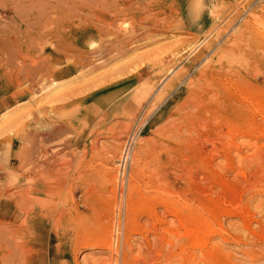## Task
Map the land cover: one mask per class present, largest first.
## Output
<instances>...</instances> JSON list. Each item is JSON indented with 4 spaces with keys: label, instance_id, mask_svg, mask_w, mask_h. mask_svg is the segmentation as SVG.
Returning a JSON list of instances; mask_svg holds the SVG:
<instances>
[{
    "label": "rangeland",
    "instance_id": "374dc122",
    "mask_svg": "<svg viewBox=\"0 0 264 264\" xmlns=\"http://www.w3.org/2000/svg\"><path fill=\"white\" fill-rule=\"evenodd\" d=\"M0 42L3 45H0V87L3 89L0 91V101L8 95L11 99V102L0 109V193L3 194H0V200L2 203L7 202L14 192L26 187L25 180L20 182L19 188L15 187L16 189L7 184V180L15 175L11 172L23 171L24 175L28 176L29 168L33 164H38V167H34L35 171L39 170L38 174L44 173V169L48 166L51 168H49L50 171L45 169L48 171H46L48 178L53 175L57 177L61 175L63 178L65 176L64 179L61 177V180H64V185L68 184V186L63 185L66 187L65 190L62 186L52 195L59 202L58 207H61L55 214L60 215L64 212L63 215L66 216L69 213V216H64L62 223L57 222V216L54 221L52 220L53 231L59 230L58 233L62 234V237L57 239L54 234L46 232L48 236L42 240L43 243L40 241L38 245L33 244L37 251L30 258L31 262L35 264H94L96 260L95 264H108L110 258L112 264L118 258V264H120L121 251H124L131 264H165L168 261L173 264L175 262V264L179 262V264H189L192 260H194L192 263H195L201 252L191 247L189 243L194 241V236L198 235L197 232L204 230L208 223L214 229L220 226L226 231L214 235L210 240L211 244L220 245L224 258L231 255L233 264L262 263L264 255V249H262L264 247V193H262L264 191L262 187L264 185V129L262 128L264 125H261L264 124V0H0ZM18 52H21L19 57ZM24 53L26 57L22 59ZM26 68L28 74L23 72ZM114 69L115 71H112ZM202 69L211 71L214 80L220 82L218 89L215 90L216 96L220 99L217 111L213 113L215 115H212V118L206 119L211 122L203 129L201 136L197 137L196 133L192 136L185 134L182 141L173 139L169 143L165 138L166 130L176 118L175 104L179 100L181 102L186 95L185 89L189 81H193L194 85L205 80V78L199 80L198 73ZM19 70L23 72L22 84ZM34 71L41 73V76L34 74ZM34 75L36 78L33 77ZM54 80H64L62 87L57 91L40 89ZM172 84L175 88L166 96L165 88H169ZM13 91L22 93L21 95L16 93V97L20 96V101L17 99L14 102ZM247 106L250 107L249 110ZM24 112H26L25 115L28 114L27 118ZM15 113L21 118H26L25 120L22 118L18 125L20 127V124L25 123L23 132L26 143H23L24 134L19 137L22 140H12V133L15 130L13 127ZM160 113L163 114L158 117ZM62 122H68L70 129L66 128L63 131L59 129V133L52 136L58 126L64 125ZM53 125L54 127L51 128ZM243 133L248 136L245 137ZM251 133L253 135L250 137ZM259 133L262 136H258ZM228 141L229 144H227ZM238 141L241 145L237 143ZM126 149H129V154ZM25 151L28 159L19 169V158L16 156L25 154ZM211 151H216V156ZM208 155L213 157L212 160H208ZM126 156L124 166L122 162ZM131 158L132 160H129ZM257 160L259 162L256 163ZM59 163H66L63 164L64 166L61 164L62 170ZM41 164L43 166H40ZM121 165L124 166L123 169ZM99 168L100 171H97ZM240 171H243L245 176L240 175ZM49 172L52 173L49 174ZM69 178H71L70 181ZM113 178H117L116 183L113 182ZM90 180L93 183L95 181V185ZM162 181L164 183H160ZM254 181L255 183L252 184ZM121 182L122 191L121 185H118ZM135 184L137 187H133ZM155 185L158 188L154 187ZM164 186H167V189ZM254 188L258 189L257 192L253 191ZM66 189H69L68 194L65 192ZM127 190L132 191L130 194L136 203L132 213L136 212L134 218L138 221H135L130 228L127 242L123 243V236L120 234L119 242L121 243L117 242L115 247L117 237L115 222L118 217L120 226H123L124 214H126L123 210V202H125L124 194ZM86 191L89 193L84 194ZM70 192L75 196L72 197ZM166 197L169 199L171 197L170 200L173 201H168ZM145 199L147 203H144ZM156 200L161 202V205L156 207L159 217L162 218L164 210L169 208L170 212L178 211L176 217L166 214L167 219L173 220V226H175L173 232H177L174 233L176 236H173V233L165 235L167 240L160 241L161 227L157 226L158 230L153 232L148 222L149 218H146V208L153 202L157 203ZM92 201L95 207L97 204L99 208H95ZM164 201L169 203L168 208L164 207ZM200 202L203 207L199 205ZM85 203L93 208L83 207L85 205L82 206V204ZM75 204L78 205L76 211L72 210ZM223 207L225 210L227 208V210H233L234 214L230 210L227 214V210L224 211ZM3 208L9 209L10 203L4 204ZM105 208H108L109 214ZM94 209L99 210L96 212ZM193 212L202 215L200 217L196 213L194 216ZM241 216H243L242 219ZM246 217L251 219L247 218L249 220L247 221ZM175 218L178 219L175 220ZM214 219L215 222L211 221ZM242 223L244 225L246 223L249 227L247 237L245 233L237 230L239 225H243ZM103 225L104 227L109 225V228L104 229ZM137 226L140 229H137ZM121 227L119 232L122 230ZM182 227L189 229L185 230ZM241 227L238 228L239 231ZM49 228L47 226V230ZM30 230L33 234L35 233L33 228ZM108 231L111 232L114 241L112 238L105 239L107 233L109 234ZM135 232L136 234H133ZM93 233L96 235L94 236ZM186 233L189 235L186 236ZM193 233L195 235H192ZM251 234L255 236H250ZM201 235L200 231L198 236ZM249 236L253 241H250ZM147 239L151 243V252H148L146 247ZM108 242L112 243L114 250L104 248L110 244ZM248 242H252L251 245ZM76 243L82 247L78 244L76 246ZM181 244H183V250L185 247L184 251L181 250ZM129 246L133 249L131 250ZM192 248L197 255H194ZM137 251H142L148 261L136 259ZM170 251L174 252V255ZM164 253L167 255L164 256ZM162 256L165 257V262L162 261ZM191 257L192 260L189 262Z\"/></svg>",
    "mask_w": 264,
    "mask_h": 264
},
{
    "label": "bare ground",
    "instance_id": "6f19581e",
    "mask_svg": "<svg viewBox=\"0 0 264 264\" xmlns=\"http://www.w3.org/2000/svg\"><path fill=\"white\" fill-rule=\"evenodd\" d=\"M15 43H17V42H15ZM5 44V43H4ZM0 45H1V42H0ZM1 46H3V45H1ZM0 46V47H1ZM16 48V47H15ZM20 48V47H19ZM16 50H17V48H16ZM21 54V52H18L17 53V56L19 57V55ZM23 54V53H22ZM57 55V54H56ZM22 56V55H21ZM20 56V57H21ZM25 56V53H24V55L21 57L22 59H23V57ZM26 57V56H25ZM20 58V59H21ZM20 61V60H19ZM72 64V63H71ZM130 64V63H129ZM76 65V64H75ZM138 65V64H137ZM136 65V66H137ZM27 66V65H26ZM25 66V67H26ZM28 66H29V64H28ZM41 65H39V67H40ZM134 65H132V67H133ZM36 67V66H35ZM128 67V66H127ZM135 67V66H134ZM140 67V66H139ZM22 68V67H21ZM118 68H120V67H118ZM118 68H115V69H118ZM136 68V67H135ZM15 69V68H14ZM19 69V68H18ZM72 69V68H71ZM115 69L114 70H112V71H115ZM132 69V68H131ZM137 69H138V67H137ZM16 70H17V67H16ZM31 70V69H30ZM29 70V72H31ZM127 70V69H126ZM136 70V69H135ZM134 70V71H135ZM140 70V69H139ZM19 71H21V70H19ZM27 71V68L26 69H24L23 70V72H26ZM75 71V70H74ZM127 71H129V70H127ZM133 71V72H134ZM208 69H206V70H201V71H199V73H198V76H199V80H202L203 78H205V80H203V82L202 83H199V84H194L193 85V81L191 82V81H189L188 82V84H187V89H185L186 91V95H184V97L182 98V101L180 102V100L175 104V107H177V111H176V118L174 119V121L171 123V126L169 127V128H167L168 130H166L167 132H166V140L170 143V141L171 140H173V139H175V140H178V141H182L183 140V138H184V135L186 134V135H188V136H192L193 135V133H196L197 134V137H199V136H201V133L204 131L203 129L205 128V127H207V124L209 123V122H211V121H207L206 119H208L209 117H211L212 118V115H215V114H213V113H216V111H217V105L219 104V101H220V99H218V97L216 96L217 94H216V92H215V90H216V88L218 89V86L220 85V82L219 81H216V80H214L215 78L213 77V74H212V72L211 71H209ZM17 72V71H16ZM22 71H21V78L20 79H22L23 77H22V73H23ZM40 72V71H39ZM125 72V71H124ZM123 72V73H124ZM27 73V72H26ZM35 73H37V74H40V76H41V73H38V71H34V74ZM110 73H112V72H110ZM122 73V74H123ZM129 73V72H128ZM131 73V72H130ZM261 73V72H260ZM28 74V73H27ZM126 74H127V72H126ZM230 74V73H229ZM18 75H19V73H18ZM14 76V75H13ZM12 76V77H13ZM16 76H17V73H16ZM39 76V77H40ZM119 76V75H118ZM124 76V75H123ZM28 77V75L26 76V78ZM33 77H35V75L33 76ZM33 77H31L32 79H33ZM116 77H117V75H116ZM120 77H122V76H120ZM254 77V76H253ZM14 78H16V77H14ZM31 78H29V79H31ZM36 78V77H35ZM37 78H38V76H37ZM42 78V77H41ZM17 79H19V78H17ZM264 79V78H263ZM65 80H67V79H65ZM182 80V79H181ZM17 81H19V80H17ZM22 81H23V79L21 80V84H22ZM29 81V80H28ZM31 81V80H30ZM33 81V80H32ZM39 81V80H38ZM37 81V82H38ZM40 81H42V80H40ZM63 81L64 80H59V81H57V80H54V81H51L48 85H44V86H42L43 88H40L41 90L43 89V91H45V90H51L52 92H54V91H57L60 87H62V85H63ZM20 82V81H19ZM35 82V81H34ZM91 82V81H90ZM17 83V82H16ZM29 83V82H28ZM31 83V82H30ZM182 83V82H181ZM20 84V83H19ZM25 84H27V83H25ZM221 84H222V82H221ZM17 85V84H16ZM224 85V84H223ZM31 86H33V85H31ZM30 86V87H31ZM25 87V86H24ZM29 87V88H30ZM34 87V86H33ZM41 87V86H40ZM20 88H22V87H20ZM173 88H175V86H173V84L172 85H170L169 86V88H165L167 91L165 92V94H166V96L168 95V94H170L171 92H170V90H172ZM18 89V88H17ZM16 89V90H17ZM154 89V88H153ZM15 90V91H16ZM39 90V88L37 89V91ZM15 91H13V94H12V98L14 99V102H15V100H17V99H19V97H16V93H19V95H21L22 93H20V92H16V93H14ZM37 91H35V92H37ZM174 91H175V89H174ZM39 92V91H38ZM153 92V91H152ZM156 92V91H155ZM170 92V93H169ZM184 93V92H183ZM144 94H145V92H144ZM156 94V93H155ZM154 94V95H155ZM11 95V94H10ZM146 95V94H145ZM57 96V95H56ZM55 96V98L57 99V97ZM60 96H62V95H60ZM54 98V99H55ZM61 97H59V99H60ZM62 98H63V96H62ZM22 99V98H21ZM164 99H166V98H164ZM19 101H20V99H19ZM161 101H163V100H161ZM11 102V101H10ZM12 102H13V100H12ZM18 102V101H17ZM71 102V101H70ZM247 102V101H246ZM58 103V102H57ZM74 103V102H73ZM249 103H250V101H249ZM59 104V103H58ZM240 104H242V103H240ZM245 104V103H244ZM62 105V104H61ZM64 105V104H63ZM76 105V104H75ZM242 106V105H241ZM240 106V107H241ZM250 106V105H249ZM179 107H180V109H179ZM67 108V107H66ZM70 108V107H69ZM247 108H248V110H249V108L250 107H248L247 106ZM138 110V109H137ZM136 110V111H137ZM243 110V109H242ZM242 110H241V113H242ZM244 110H245V108H244ZM61 111V110H60ZM67 111V110H66ZM246 111H247V109H246ZM239 112V111H238ZM237 112V113H238ZM25 113L26 112H24L23 114L25 115ZM135 113V112H134ZM208 113H210V114H208ZM240 113V114H241ZM16 114V113H15ZM19 114H21V113H19ZM22 114V115H23ZM163 114V113H162ZM161 113L158 115V117L160 116L161 117V115H162ZM205 114H207V115H205ZM264 114V113H263ZM23 115V116H24ZM28 114H26L25 115V117L27 116ZM133 115H135V114H133ZM19 116V117H18ZM21 118L20 117V115H17L16 114V116H15V118L13 117V120H15V122L13 121V123H14V125H13V127L15 128V130H14V132L12 133V140H18V139H20L19 137H22L23 136V134H24V132H23V127L25 126L24 124H20V127H18V125H19V123H20V120L22 119V120H25L26 118ZM20 118V119H19ZM156 118H157V116H156ZM261 118H262V116H261ZM35 119V118H34ZM21 120V121H22ZM261 120H263V119H261ZM27 121V120H26ZM25 121V122H26ZM33 120H31V122H32ZM64 121V120H63ZM37 122V121H36ZM263 122H264V120H263ZM12 123V124H13ZM28 123V122H27ZM34 123V122H33ZM68 123V122H67ZM67 123H63L62 122V124H64L63 126H58V128H56L55 130V132H54V134L52 135V136H55V134L56 133H59V129H61L62 131L64 130V129H68L69 127H70V124H67ZM66 125H69V126H66ZM210 125V124H209ZM261 125V124H260ZM264 124H262L261 126H263ZM27 126V125H26ZM64 126H66V127H64ZM12 127V128H13ZM54 127V125L51 127V128H53ZM57 127V126H56ZM62 127V128H61ZM264 127V126H263ZM260 128V127H259ZM70 129V128H69ZM261 129V128H260ZM262 129H264V128H262ZM261 129V130H262ZM12 130V129H11ZM247 130V132H248V129H246ZM261 130H259V131H261ZM236 131V130H235ZM241 131H242V128H241ZM241 131L239 132V134L241 133ZM232 132V131H231ZM244 132V131H243ZM263 132V131H262ZM236 133V132H235ZM254 133V132H253ZM258 133V132H257ZM264 133V132H263ZM244 134V133H243ZM256 134V133H255ZM62 135H63V132H62ZM231 134H229V136H230ZM232 135H233V133H232ZM235 135V134H234ZM238 135V134H237ZM242 135V134H241ZM245 135V134H244ZM247 135V134H246ZM246 135H245V137H246ZM251 135H253L252 133L250 134V137H251ZM261 134L259 133L258 134V136H260ZM228 136V135H227ZM243 136V135H242ZM248 136V135H247ZM262 136V135H261ZM244 137V136H243ZM242 137V138H243ZM226 138V137H225ZM230 138V137H229ZM235 138V140H238V139H236V137H234ZM20 140H22V139H20ZM228 140V139H227ZM231 140V139H230ZM234 139H232V141H233ZM26 137H25V134H24V138H23V143H26ZM208 142V141H207ZM13 143V142H12ZM236 143V142H235ZM237 143H240L239 141L237 142ZM224 144H225V142H224ZM227 144H229V141H228V143ZM226 144V145H227ZM248 144V143H247ZM246 144V145H247ZM237 145V144H236ZM240 145H241V143H240ZM26 146V145H25ZM25 146H24V148H25ZM201 146V145H200ZM222 146V145H221ZM224 146V145H223ZM235 146V145H234ZM216 147V146H215ZM232 147V146H231ZM241 147V146H240ZM225 148H227V147H225ZM234 148V147H233ZM236 149H238V148H236ZM128 150L129 149H126V151H127V154H129L128 153ZM217 150V149H216ZM230 150V149H229ZM231 150H232V148H231ZM221 151V150H220ZM233 151V150H232ZM260 151V150H259ZM259 151L257 152V153H259ZM137 152V151H136ZM211 152H213V155H215L216 156V154H217V152L216 151H211ZM231 152V151H230ZM262 152V151H261ZM233 153V152H232ZM211 153L209 152V155H210ZM223 154V153H222ZM209 155H208V157H209ZM21 156V157H20ZM138 156V155H137ZM136 156V157H137ZM222 156V155H221ZM229 156V155H228ZM230 156H231V154H230ZM233 156V155H232ZM254 157H255V154L253 155ZM259 156V155H258ZM16 157H18L19 158V169H21L25 164V161L28 159V155L26 154V151H25V154L24 153H22L21 155H18V156H16ZM104 157V156H103ZM102 157V158H103ZM139 157V156H138ZM207 157V158H208ZM253 157V158H254ZM260 157V156H259ZM211 158H213V157H209L208 158V160L209 159H211ZM216 158V157H215ZM219 158H222V157H219ZM258 158V157H257ZM261 158V157H260ZM264 158V157H263ZM262 158V159H263ZM134 159H136V158H134ZM217 159V158H216ZM231 159V158H230ZM233 159V158H232ZM255 159H256V157H255ZM262 159H261V161H262ZM55 160V159H54ZM126 160H127V156H126V158H124L123 159V162H122V165H123V163H124V166L126 165L125 164V162H126ZM129 160H132V158L131 159H129ZM212 160V159H211ZM210 160V161H211ZM249 160H250V158H249ZM264 160V159H263ZM58 161V160H57ZM210 161H209V164H210ZM214 161V160H213ZM229 161V160H228ZM245 161V160H244ZM248 161V160H247ZM36 162H38V161H36ZM55 162H56V160H55ZM212 162V161H211ZM251 162H253V163H255V161H251ZM257 162H259V160H257L256 161V163ZM30 163V162H29ZM29 163H27V164H29ZM32 163H34V162H32ZM46 163V162H45ZM44 163V165H46ZM52 163H54L53 161H52ZM173 163V162H172ZM185 163H186V161H185ZM213 163V162H212ZM243 163V162H242ZM241 163V164H242ZM263 163V162H262ZM39 164H40V161H39ZM60 164V163H59ZM62 164V163H61ZM61 164H60V169H61ZM64 164V163H63ZM62 164V165H63ZM66 164V163H65ZM64 164V165H65ZM161 164V163H160ZM182 164H183V162H182ZM240 164V165H241ZM244 164H245V162H244ZM247 164V163H246ZM30 165V164H29ZM28 165V166H29ZM38 164H36V165H31L30 166V168H29V171H28V176H25L24 175V172L22 171V172H17V173H13V172H11V174H15V175H13V176H11V174H10V176L12 177H10L9 179L10 180H7V184H9V185H11V187L13 188H19V184H20V182H23V180H25L26 182H25V184H26V187L24 188V189H21V190H18V191H16V192H12L13 194L8 198V201L7 202H3L2 203V201L0 200V264H35L34 262H31L30 261V258L34 255V254H36L35 252L37 251L36 249H34V246H33V244H39L40 243V241L42 242V240H44V239H46L47 238V236L48 235H46V232H48V234H54V237H56L57 239L59 238H61L62 237V234H59L58 232H59V230H58V232L56 231H53V225H52V220L54 221V218L57 216V219L56 220H58L57 222H60V223H62L61 221L63 220V218H64V216L65 215H63L64 214V212H63V214H58V215H56L57 214V209H61V207H58V204H59V202H57L55 199H54V197L52 196L53 195V193H55L56 191H59L60 189H61V187L65 184H63V181L61 180L63 177L60 175L62 172L64 173V170L61 172V173H58L57 175L59 176V177H57V176H55V175H53L54 176V178H52L53 176H50V178H48L47 176H48V174H47V172L45 171V169H48L49 170V168L50 167H48L47 166V168H42V169H44V173L43 172H41L42 174H38L39 173V170H37V171H35L34 170V167H36ZM63 165V166H64ZM67 165H69V164H67ZM66 165V166H67ZM119 165V164H118ZM117 165V166H118ZM121 165V167H122V169L124 168V166H122ZM185 165V164H184ZM213 165V164H212ZM225 165V164H224ZM231 165V167H233L232 166V164H230ZM229 165V166H230ZM236 165L238 166L239 165V162H238V164L236 163ZM243 165V164H242ZM253 165V164H252ZM259 164H257V166H258ZM40 166H43V164H41ZM58 166V165H57ZM56 166V167H57ZM63 166H62V168H63ZM70 166V165H69ZM75 166V165H74ZM137 166V165H136ZM183 166V165H182ZM211 166V165H210ZM235 166V165H234ZM254 166V165H253ZM264 166V165H263ZM17 167V166H16ZM38 167V166H37ZM45 167V166H44ZM88 167V166H87ZM142 167V166H141ZM184 167H186V166H184ZM198 167V166H197ZM202 168H203V166H201ZM201 167H199L201 170H202V168ZM236 167V166H235ZM243 167V166H242ZM52 168H54V167H52ZM116 168H118V167H116ZM158 168V167H157ZM156 168V169H157ZM227 168H228V166H227ZM260 168H262V167H260ZM24 169H26V168H24ZM36 169V168H35ZM40 169V168H39ZM41 169V170H42ZM51 169V168H50ZM65 169H67V167H65ZM113 169V168H112ZM140 169V168H139ZM184 169V168H183ZM189 169V168H188ZM196 169V168H195ZM194 169V170H195ZM14 170V169H13ZM58 170H59V168H58ZM62 170V169H61ZM60 170V171H61ZM92 170V169H91ZM178 170V169H177ZM182 170V169H181ZM197 170V169H196ZM212 170V169H211ZM231 170V169H230ZM236 170V169H235ZM18 171V170H17ZM50 171V170H49ZM52 172H53V170H51ZM59 171V172H60ZM97 171H100V168H99V170H97ZM138 171V170H137ZM203 171V170H202ZM228 171V170H227ZM37 172V173H36ZM51 172V173H52ZM55 172H56V170H55ZM66 172V171H65ZM93 172H96V171H93ZM103 172V171H102ZM213 172V171H212ZM231 172V171H230ZM241 172V171H240ZM243 172V171H242ZM241 172V174L240 175H242V174H244V173H242ZM50 172H49V174H51ZM57 173V172H56ZM56 173H54V174H56ZM135 173V172H134ZM157 173H160V172H157ZM205 173H207V172H205ZM43 174L45 175V177L43 176ZM71 174V173H70ZM102 174V173H101ZM124 174V173H123ZM126 174V173H125ZM186 174H189V173H187L186 172ZM185 174V175H186ZM218 174V173H217ZM63 175V174H62ZM66 175H67V173H66ZM91 175H92V173H91ZM161 175H163V174H161ZM64 176V175H63ZM93 176H94V174H93ZM124 176V175H123ZM122 176V177H123ZM131 176H134V175H131ZM184 175L182 174V177H183ZM243 176H245V174L243 175ZM57 177V178H56ZM62 177V178H61ZM122 177H120L121 179H122ZM159 177H160V175H159ZM188 177V176H187ZM190 177V176H189ZM254 177V176H253ZM64 178H65V176H64ZM63 178V179H64ZM132 178V177H131ZM185 178V177H184ZM192 178V177H191ZM257 178H258V176H257ZM260 178V177H259ZM70 179L71 178H69V181H70ZM91 179H93V177L91 178ZM114 179V178H113ZM116 179L117 178H115L114 179V183H116L115 181H116ZM118 179H119V176H118ZM67 180H68V178H67ZM158 180V179H157ZM157 180H155V181H157ZM213 180V179H212ZM259 180V179H258ZM8 181H9V183H8ZM91 181V180H90ZM132 181V180H131ZM139 181V180H138ZM137 181V182H138ZM160 181V180H159ZM66 182V181H65ZM92 182V181H91ZM112 182V183H113ZM127 182H128V180H127ZM134 182H136V181H134ZM257 182V181H256ZM260 182H262V181H260ZM259 181H258V183H260ZM93 183V182H92ZM92 183H91V185H92ZM94 183H95V181H94ZM93 183V184H94ZM160 183H164V181H162V182H160ZM253 183H255V181L254 182H252V184ZM263 183V182H262ZM6 184V185H7ZM24 184V183H23ZM70 184V183H69ZM133 184V183H132ZM131 184V185H132ZM137 184V183H136ZM136 184L133 186V187H135L136 186ZM166 184V183H165ZM251 184V183H250ZM257 184V183H256ZM255 184V185H256ZM3 185V184H2ZM21 185H22V183H21ZM66 185L68 186V184L66 183ZM66 185H64V186H66ZM95 185V184H94ZM116 185V184H115ZM118 185H121V191H122V182H121V184H118ZM124 185H126V184H124ZM130 185V184H129ZM128 185V186H129ZM130 185V186H131ZM137 185H139V184H137ZM152 185V184H151ZM156 185H158V184H156ZM154 186V187H157V186ZM262 185V184H261ZM63 186V188H64V190H65V188L66 187H64ZM149 186H150V184H149ZM4 187V186H3ZM8 187V186H7ZM74 187V186H73ZM72 187V188H73ZM86 187V186H85ZM124 187V186H123ZM137 187V186H136ZM165 188L167 187V186H164ZM253 187V186H252ZM256 187V186H255ZM262 187H264V185H262ZM15 188V189H16ZM62 188V189H63ZM115 188H116V186H115ZM114 188V189H115ZM120 188V187H119ZM118 188V189H119ZM125 188V187H124ZM132 188V187H131ZM158 188V187H157ZM260 188V187H259ZM5 189V188H4ZM6 189H8V188H6ZM74 189H75V187H74ZM85 189V188H84ZM136 188H134V190H135ZM160 189V188H159ZM163 189V188H162ZM167 189V188H166ZM249 189V188H248ZM250 189H251V187H250ZM64 190H62V191H64ZM133 190V191H134ZM136 190H138V188L136 189ZM140 190V189H139ZM252 190V189H251ZM250 190V191H251ZM254 190H256L255 188L253 189V191ZM258 190V189H257ZM257 190H256V192H257ZM2 191V190H1ZM4 191V190H3ZM69 189L67 190L66 189V193L68 194L69 192ZM71 191H72V189H71ZM75 191V190H74ZM84 191V190H83ZM159 191V190H158ZM260 191V190H259ZM261 191H262V189H261ZM89 193V191H86V192H84V194L85 193ZM124 192V191H123ZM122 192V193H123ZM130 192L132 193V191H130V190H127V193L126 194H124L125 195V200L124 199H122V200H124L125 202H123L124 204V209L123 210H125L124 212H126V214H124L125 215V217H124V222H123V226L121 227L120 226V218H116L117 219V221L115 222V233L117 234L116 236V241H115V247H117V242H119V235L121 234L122 236H123V243H125V242H127V240H128V235H129V231H131L130 230V228L132 227V225H134V222L135 221H138V220H136L135 218H134V215H135V213L133 214L132 212H134V207H135V204L136 203H134V201L132 200V196H131V194H130ZM160 192V191H159ZM166 192H168V190L166 191ZM7 193V192H6ZM8 193H10V192H8ZM57 193V192H56ZM71 193V192H70ZM74 193V192H73ZM120 193V192H119ZM163 193V192H162ZM205 193V192H204ZM259 193H261V192H259ZM262 193H264V191L262 192ZM0 194H2V193H0ZM62 194V193H61ZM60 194V195H61ZM72 194V193H71ZM83 194V195H84ZM114 194H116V193H114ZM139 194H140V192H139ZM138 194V195H139ZM141 194H144V193H141ZM167 194V193H166ZM169 194V193H168ZM202 193H200V195H201ZM253 194H255V193H253ZM3 195V194H2ZM1 195V196H2ZM57 195V194H56ZM58 195H59V193H58ZM160 195V194H159ZM158 195V196H159ZM262 195V194H261ZM7 196V195H6ZM6 196H4V198L6 197ZM75 195H73L72 194V197H74ZM90 196H92V195H90ZM89 196V197H90ZM93 196H94V193H93ZM115 196V195H114ZM113 196V198H115ZM117 196V195H116ZM118 196H119V194H118ZM122 196H123V194H122ZM121 196V197H122ZM139 196H141V195H139ZM157 196V197H158ZM161 196V195H160ZM164 196V195H163ZM162 196V197H163ZM166 196V195H165ZM172 196V195H171ZM199 196V195H198ZM202 196V195H201ZM204 196V195H203ZM66 197V196H65ZM69 197V196H68ZM72 197H69L70 199L72 198ZM148 197V196H147ZM161 197V198H162ZM178 197V196H177ZM7 198V197H6ZM88 197H86V199H87ZM91 198V197H90ZM120 198V197H119ZM146 198V197H145ZM164 198V197H163ZM167 198V197H166ZM183 198V197H182ZM118 199V198H117ZM147 199H149V198H147ZM160 199V198H159ZM170 199H171V197H170ZM169 198H167V200L168 201H170V202H172L173 200H170ZM200 199V198H199ZM205 200H206V198H204ZM63 200H64V196H63ZM120 200H121V198H120ZM152 199H150V201H151ZM84 201H85V199H84ZM90 201H91V199H90ZM119 201V200H118ZM144 201V203L146 202V199L145 200H143ZM147 201H149V200H147ZM157 201V200H156ZM199 201V200H198ZM201 201H203V200H201ZM213 201H216L215 199H213ZM10 203V208L9 209H6V208H3L4 207V204H6V203ZM67 202V201H66ZM75 202V201H74ZM114 202V201H113ZM120 202V201H119ZM141 202H142V200H141ZM152 202V201H151ZM150 202V203H151ZM178 202V201H177ZM220 202V201H219ZM251 202V201H250ZM94 202L92 201V204H93ZM111 203V202H110ZM110 203H107V204H110ZM147 203V202H146ZM161 202H159V201H157V203L156 202H153L148 208H146V215H147V217L146 218H149L148 220V222L150 223H147L146 221V223L147 224H149L150 226H151V229L153 230V232L154 231H156V230H158V227L157 226H160L161 227V230H162V233H160L161 234V236H159V238H161L160 239V241L161 240H167V238H166V236L165 235H170V234H172L173 233V236H176L175 234L177 233H175V232H173V230H174V227L175 226H173V220L171 221V218L170 219H167L166 218V214H171L172 216H175L176 217V212H178V211H175L174 213L173 212H170L169 211V209L167 210H164L165 212L163 213L164 215H162L163 217L161 218V217H159V213H157V210H156V207L158 206V205H161L160 204ZM164 203V207H166V208H168V206H167V204H169L168 202H163ZM176 203V202H175ZM201 203L202 202H200L199 203V205L201 206ZM206 203L208 204V202H207V200H206ZM105 204V203H104ZM103 204V205H104ZM112 204V203H111ZM110 204V205H111ZM139 204V203H138ZM143 204V203H142ZM183 204V203H182ZM189 204V203H188ZM238 204V203H237ZM60 205H61V203H60ZM65 205V204H64ZM69 205H72V203L70 204L69 203ZM83 205H85V206H83ZM94 205V207H95V204H93ZM115 205H116V203H115ZM120 205V204H119ZM148 205V204H147ZM185 205V204H184ZM82 206L83 207H86V206H88L89 207V205L88 204H82ZM98 205L96 204V207H97ZM170 207H171V205H169ZM172 206H174V204L172 203ZM187 206V205H186ZM193 206V205H192ZM208 206V205H207ZM238 206V205H237ZM87 207V208H88ZM90 207H91V205H90ZM89 207V208H90ZM95 207V208H96ZM104 207V206H103ZM138 207V206H137ZM190 207V206H189ZM201 207H203V206H201ZM201 207H200V209H201ZM214 207V206H213ZM212 207V208H213ZM218 207V205L216 206V208ZM247 207V206H246ZM69 208H72V207H70L69 206ZM78 208V205L77 204H75L74 206H73V208H72V210H74V211H76V209ZM91 208H93V207H91ZM97 208H99V207H97ZM121 209H122V206L120 207ZM162 208V207H161ZM175 208V207H174ZM196 208V207H195ZM195 208H194V210H195ZM209 208H211V207H209ZM220 208V207H219ZM224 208V207H223ZM227 208V207H226ZM111 209V208H110ZM109 209V210H110ZM172 209V208H171ZM189 209H191V208H189ZM198 209V208H197ZM228 209V208H227ZM226 209V210H227ZM68 210V209H67ZM69 210H71V209H69ZM72 210L70 211V212H72ZM94 210H96V209H94ZM99 210V209H98ZM98 210H96V212H98ZM105 210H107V212H108V208L106 209L105 208ZM112 210V209H111ZM136 210V209H135ZM138 210V209H137ZM192 210V209H191ZM212 210V209H211ZM214 210V209H213ZM222 210V209H221ZM224 211H226L225 210V208L223 209ZM223 210H222V212H223ZM230 210V209H229ZM229 210H227L226 211V213L229 211ZM60 211V210H59ZM62 211H66V210H64V209H62ZM172 211V210H171ZM174 211V210H173ZM193 211V210H192ZM195 211H197V210H195ZM230 211H232V213H233V210H230ZM229 211V212H230ZM244 211V210H243ZM119 212V211H118ZM140 213H141V210L139 211ZM159 212V211H158ZM170 212V213H169ZM199 212V211H198ZM205 212V211H204ZM207 212V211H206ZM211 212V211H210ZM220 212V211H219ZM222 212H220V213H222ZM228 212V213H229ZM249 212V211H248ZM56 213V214H55ZM61 213V212H60ZM66 214H67V212H65ZM110 212H108V214H109ZM113 213H115V212H113ZM122 213V212H121ZM139 213V214H140ZM181 213V212H180ZM192 213V212H191ZM197 212H193V214H194V216H195V214H196ZM216 213V212H215ZM225 213V214H226ZM227 213V214H228ZM232 213H230V215L232 214ZM243 213V212H242ZM69 214V213H68ZM66 215V216H69V215ZM112 214V213H111ZM118 214V213H117ZM123 214V213H122ZM133 214V215H132ZM182 214V213H181ZM188 214H189V211H188ZM198 215L197 216H199L200 214L199 213H197ZM222 214H224V213H222ZM226 214V215H227ZM234 214V213H233ZM8 216V217H4V216ZM142 215H143V213H142ZM144 215H145V213H144ZM192 215V214H191ZM191 215H190V219L192 218L191 217ZM202 215V214H201ZM201 215H200V217H201ZM244 215H246V214H244ZM250 215V214H249ZM262 215V214H261ZM65 216V217H66ZM123 216V215H122ZM140 216V215H139ZM138 216V218H141V217H139ZM212 216V215H211ZM214 216V215H213ZM218 216H219V213H218ZM72 217V216H71ZM70 217V218H71ZM108 217V216H107ZM111 217V216H110ZM116 217V216H115ZM120 217V216H119ZM144 217V216H143ZM179 217H181V216H179ZM200 217H199V219H200ZM221 217V216H220ZM251 217V216H250ZM250 217H246V220H247V218H249V219H251ZM113 218V217H112ZM136 218H137V215H136ZM174 218V217H173ZM203 218V217H202ZM210 218V217H209ZM243 218V216H241V219ZM114 219V218H113ZM176 219H178V218H175V220ZM181 219V218H180ZM196 219V218H195ZM220 219V218H219ZM107 220V219H106ZM110 220V219H109ZM217 220H218V217H217ZM256 220V219H255ZM255 220H254V222H255ZM260 220V219H259ZM66 221V220H65ZM113 221V220H112ZM111 221V222H112ZM141 221V220H140ZM180 221V220H179ZM184 221V220H183ZM199 221V220H198ZM211 221H214L215 222V219L214 220H211ZM243 221H244V219H243ZM242 221V222H243ZM247 221H249V220H247ZM252 221H253V219H252ZM256 221H258V220H256ZM56 222V221H55ZM109 222V221H108ZM111 222H110V224H111ZM185 222V221H184ZM209 222V221H208ZM222 222V221H221ZM251 222V221H250ZM260 222H262V221H260ZM81 223V222H80ZM121 223H122V221H121ZM137 223V222H136ZM135 223V224H136ZM139 223V222H138ZM146 223H144V224H146ZM179 223V222H178ZM183 223V222H182ZM187 223V222H186ZM201 223V222H200ZM216 223H217V221H216ZM249 223V222H248ZM258 223V222H257ZM70 224V223H69ZM69 224H68V226H69ZM113 224V223H112ZM183 224H185V223H183ZM204 224V223H203ZM231 224V223H230ZM243 225H239V227L240 226H242L241 228H240V231H239V227L237 228V230H238V232H243V233H245V235L247 234V232L249 231V227H248V225L245 223V225H244V223H242ZM55 225V224H54ZM180 225V224H179ZM186 225V224H185ZM209 224L207 223V225H205L206 227L204 228V230L203 229H201L202 228V226H201V228H199V229H201L200 231L202 232V235L201 236H198L199 234H200V231H199V233L197 232V236H194L195 237V239H194V237H193V239H194V241L193 242H191V243H189L190 245H191V247H194V248H197V249H199L200 251L199 252H201V254L199 255V257H198V260L195 262V263H192L194 260H192V257H191V259L189 260V262L192 260V262H190V263H192V264H233V263H231L232 262V258L229 256V257H223V253L221 252V249H220V245H218V244H216V245H213V244H215V243H213V244H211L212 243V241H210L211 239H212V237H214V235H216V234H218V233H220V232H226V231H224L223 229H222V227H220V226H217V224H216V226L218 227V228H216V229H214L213 227H210V225L208 226ZM211 225H212V223H211ZM219 225V224H218ZM238 225V224H237ZM250 225V224H249ZM254 225V224H253ZM261 225V224H260ZM47 226H49L50 228L47 230ZM58 226H61V225H58ZM66 226V225H65ZM109 226V225H108ZM107 226V227H108ZM136 226V225H135ZM180 226H183V225H180ZM187 226V225H186ZM198 226V225H197ZM53 227V228H52ZM56 227V226H55ZM62 227V226H61ZM102 227H104V225L102 226ZM106 227V226H105ZM104 227V229H106ZM111 227H112V225H111ZM114 227V226H113ZM120 227L122 228V230L119 232V230H120ZM146 227V226H145ZM147 227H148V225H147ZM199 227V226H198ZM31 228H33L34 229V231H35V233L33 234L32 233V231L30 230ZM64 228V227H63ZM109 228V227H108ZM139 227L137 226V229H138ZM141 228H142V225H141ZM144 228V227H143ZM149 228V227H148ZM179 228V227H178ZM182 228H184V227H182ZM186 228V227H185ZM184 228V229H185ZM197 228V227H196ZM231 228H232V226H231ZM230 228V229H231ZM112 229V228H111ZM140 229V228H139ZM189 229V228H188ZM188 229H185V230H188ZM228 229V228H227ZM233 229H235V228H233ZM232 229V230H233ZM250 229H251V227H250ZM255 229V228H254ZM264 229V228H263ZM109 230V229H108ZM135 230H136V228H135ZM142 230V229H141ZM141 230H138V231H141ZM148 230V229H147ZM181 230V229H180ZM193 230V229H192ZM203 230V231H202ZM29 231V232H28ZM61 231V230H60ZM137 231V232H138ZM144 231H145V228H144ZM191 231V230H190ZM196 231H198V230H196ZM235 231H236V229H235ZM234 231V232H235ZM251 231V230H250ZM252 231H254V230H252ZM251 231V232H252ZM109 232V231H108ZM158 232V231H157ZM179 232V231H178ZM186 232V231H185ZM232 232V231H231ZM256 232V231H255ZM143 233V232H142ZM152 233V232H151ZM151 233H149V234H151ZM175 233V234H174ZM180 233H182V232H180ZM190 233V232H189ZM189 233H186V236H188L189 235ZM192 233V232H191ZM196 233V232H195ZM94 234V236L96 235L95 233H93ZM98 234V233H97ZM133 234H136V232L135 233H133ZM139 234V233H138ZM155 234V233H154ZM159 234V235H160ZM179 234V233H178ZM223 234V233H222ZM239 234V233H238ZM254 234V233H253ZM112 235H114V234H112ZM130 235H132V234H130ZM141 235H143V234H141ZM145 235H147V234H145ZM158 235V234H157ZM192 235H195L194 233L192 234ZM223 235H225V234H223ZM241 235V234H240ZM244 235V236H245ZM249 235V234H248ZM89 236H91V235H89ZM93 236V237H94ZM99 236V235H98ZM151 236V235H150ZM149 236V237H150ZM179 236H180V234H179ZM178 236V237H179ZM186 236H183V237H186ZM191 236V235H190ZM189 236V237H190ZM235 236V235H234ZM250 236H255V235H250ZM249 236V237H250ZM260 236V235H259ZM143 237V236H142ZM156 237H158V236H156ZM217 237V236H216ZM246 237H247V235H246ZM248 237V238H249ZM261 237V236H260ZM80 238V237H79ZM90 238V237H89ZM95 238V237H94ZM101 238V237H100ZM111 238H112V236H111V232H109V234L107 233V235H106V240H111ZM138 238H139V236H138ZM155 238V237H154ZM158 238V239H159ZM169 238H170V236H169ZM180 238V237H179ZM178 238V240H181V239H179ZM191 238V237H190ZM189 238V239H190ZM248 238H246L247 240H248ZM253 238H255V237H253ZM259 238V237H258ZM84 239H85V237H84ZM134 239H136V238H134ZM187 239H188V237H187ZM241 239H243V238H241ZM245 239V238H244ZM250 239V241H253V239L251 240V237L249 238ZM81 240V239H80ZM80 240H78V241H80ZM89 240V239H88ZM98 240V239H97ZM101 240V239H100ZM103 240V239H102ZM112 240H113V238H112ZM137 240V239H136ZM149 239H147V241H146V247L148 248V252L152 249L151 248V243H149L150 241H148ZM171 240V239H170ZM177 240V241H178ZM239 240V239H238ZM114 241V240H113ZM141 241V240H140ZM157 241V240H156ZM176 241V242H177ZM186 241H188V240H186ZM234 241V240H233ZM235 241H236V239H235ZM242 241V240H241ZM246 241V240H245ZM249 241V240H248ZM65 242V241H64ZM87 242V241H86ZM90 242V241H89ZM88 242V243H89ZM95 242V241H94ZM99 242V241H98ZM104 242V241H103ZM132 242V241H131ZM158 242V241H157ZM170 243L172 242V241H169ZM168 242V243H169ZM211 242V243H210ZM232 242V241H231ZM239 242V241H238ZM243 242V241H242ZM43 243V242H42ZM62 243V242H61ZM87 243V244H88ZM91 243V242H90ZM92 243H93V241H92ZM102 243V242H101ZM108 243H110V242H108ZM114 243V242H113ZM119 243H121V242H119ZM133 243V242H132ZM165 243H167V241L165 242ZM169 243V245H172V244H170ZM172 243H174V242H172ZM235 243V242H234ZM241 243V242H240ZM252 243V242H251ZM251 243L250 242H248V244H250L251 245ZM77 244H78V246L80 245L79 243H76L75 245L77 246ZM81 244H82V242H81ZM83 244H84V240H83ZM82 244V245H83ZM86 244V243H85ZM86 244V245H87ZM95 244H97V242H95ZM129 245H131L130 243H128ZM162 244V243H161ZM221 244V243H220ZM223 244V243H222ZM239 244V243H238ZM244 244H245V242H244ZM75 245H72V246H74L75 247ZM82 245H80L81 247H82ZM86 245H84V246H86ZM94 245V244H93ZM99 245V244H98ZM123 245V244H122ZM139 245V244H138ZM140 245H141V243H140ZM139 245V246H140ZM144 245H145V243H144ZM143 245V246H144ZM155 245H158L157 243H155ZM160 245V244H159ZM166 245H168V244H166ZM178 245V244H177ZM182 245V248H181V250L182 251H184L185 250V247H184V250H183V244H181ZM253 245V244H252ZM257 245V244H256ZM54 246V245H53ZM71 246V247H72ZM88 246V245H87ZM90 246V245H89ZM88 246V247H89ZM103 246V245H102ZM106 246V245H105ZM109 246V247H108ZM153 246V245H152ZM179 246V245H178ZM225 246V245H224ZM258 246V245H257ZM91 247V246H90ZM93 247V246H92ZM96 247V246H95ZM99 247H101V246H99ZM104 247V246H103ZM112 247H114V246H112V243H110V244H107V247H104V248H109L110 250H114V248L112 249ZM121 247V246H120ZM123 247V246H122ZM146 247H144V248H146ZM158 247V246H157ZM156 247V248H157ZM164 247H165V244H164ZM163 246H162V248H164ZM168 247V246H167ZM166 247V248H167ZM171 247V246H170ZM172 247H173V245H172ZM77 248V247H76ZM118 248H119V245H118ZM126 248V247H125ZM128 248V247H127ZM129 248H131L130 246H129ZM169 248V247H168ZM167 248V249H168ZM188 248V247H187ZM224 248V247H223ZM256 248V247H255ZM72 249V248H71ZM120 249V248H119ZM122 249V248H121ZM133 248H131V250H132ZM134 249H135V247H134ZM138 249H139V247H138ZM142 249V248H141ZM172 249V248H171ZM170 249V250H171ZM180 249V248H179ZM190 249V248H189ZM251 249H253V248H251ZM262 249H264V247H262ZM75 249L73 248V251H74ZM103 250H105V249H103ZM116 250V249H115ZM124 250V249H123ZM146 250V249H145ZM163 250V249H162ZM196 250V249H195ZM249 250V249H248ZM248 250H247V253H245L246 254V258L248 257L247 256V254H248ZM256 250V249H255ZM39 251V250H38ZM98 251V250H97ZM101 251V250H100ZM121 251V250H120ZM152 251V250H151ZM150 251V252H151ZM156 251V250H155ZM182 251H180V253H184V252H182ZM192 251L194 252V250H193V248H192ZM192 251H189V252H191L192 254H193V252ZM233 251V250H232ZM263 251V250H262ZM56 252H57V250H56ZM76 252V251H75ZM116 252V251H115ZM118 252V251H117ZM128 252H130V251H128ZM143 252H145V251H143ZM146 252H147V250H146ZM170 252H172V251H170ZM187 252V251H186ZM242 253L244 252V251H241ZM253 252V251H252ZM255 252V251H254ZM73 253V252H72ZM77 253V252H76ZM108 253V252H107ZM179 252H178V254L179 255H181ZM196 253H197V251H196ZM250 253V252H249ZM110 254V253H109ZM114 254V253H113ZM152 254V253H151ZM160 254V253H159ZM158 254V255H159ZM161 254H163L162 252H161ZM172 254L174 255V252H172ZM176 254H177V252H176ZM190 254V253H189ZM225 254V253H224ZM228 254V253H227ZM231 254V253H230ZM259 254V253H258ZM75 255V254H74ZM117 255H118V253H117ZM130 255H131V253H130ZM153 255V254H152ZM165 255H167V254H165L164 253V256ZM194 255H197V254H195V252H194ZM260 255V254H259ZM64 256V255H63ZM110 256V255H109ZM129 256V255H128ZM156 256H157V253H156ZM182 256V255H181ZM191 256V255H190ZM258 256V255H257ZM261 256H262V254H261ZM83 257H85V256H83ZM174 257V256H173ZM180 257V256H179ZM183 257V256H182ZM195 257H197V256H195ZM236 257V256H235ZM249 257H250V254H249ZM255 257V256H254ZM131 258H132V256H131ZM135 258L136 259H140L141 261H143V262H145L146 260H147V257L144 255V254H142V251L141 252H138L137 251V253H136V256H135ZM162 258H163V256H162ZM165 258V257H164ZM164 258H163V260L162 261H164ZM171 258V257H170ZM175 258H177V257H175ZM194 258V257H193ZM238 258H240L239 256H238ZM242 258H244V257H242ZM52 259V258H51ZM58 259V258H57ZM94 259V258H93ZM114 259H116L115 258V256H114ZM168 259H169V257H168ZM195 259V258H194ZM245 259V258H244ZM253 259V258H252ZM260 259V258H259ZM84 260V259H83ZM88 260V259H87ZM109 260V263L108 264H111V262H110V258L108 259ZM108 260H106V261H108ZM113 260V259H112ZM132 260V259H131ZM160 260H161V258H160ZM167 260V259H166ZM171 260V259H170ZM183 259H181V261H182ZM106 261H104V262H106ZM115 261V260H114ZM134 261V260H133ZM139 261V260H138ZM148 261V260H147ZM152 262H153V260H151ZM151 261H150V263H151ZM253 261V263H255V261L254 260H252ZM252 261H250V262H252ZM97 261L95 260V262H94V264L96 263ZM98 262H100V261H98ZM103 262V263H104ZM156 262H158V261H156ZM165 262V261H164ZM170 261H168L167 263H165V264H173V263H169ZM173 262V261H172ZM177 262H179V261H177ZM183 263H184V261H182ZM188 261H187V263H189ZM237 262V261H236ZM120 264H131V262H130V259L128 260V257L126 256V253L124 252V251H121V259H120V262H119ZM133 263V262H132ZM135 263H136V261H135ZM148 263V262H147ZM160 263V262H159ZM176 263V262H175ZM174 263V264H175ZM180 263V262H179ZM178 263V264H179ZM189 263V264H190ZM244 263H245V261H244ZM44 264V263H43ZM98 264V263H97ZM112 264H118V258H117V261H115V262H113ZM134 264V263H133ZM141 264V263H140ZM153 264V263H152ZM158 264V263H157ZM186 264V263H185ZM238 264V263H237ZM243 264V263H242ZM246 264V263H245ZM260 264H264V255L262 256V263H260Z\"/></svg>",
    "mask_w": 264,
    "mask_h": 264
},
{
    "label": "crops",
    "instance_id": "0c3cea01",
    "mask_svg": "<svg viewBox=\"0 0 264 264\" xmlns=\"http://www.w3.org/2000/svg\"><path fill=\"white\" fill-rule=\"evenodd\" d=\"M3 89L0 87V91ZM11 101L10 96H6L3 101H0V109Z\"/></svg>",
    "mask_w": 264,
    "mask_h": 264
}]
</instances>
